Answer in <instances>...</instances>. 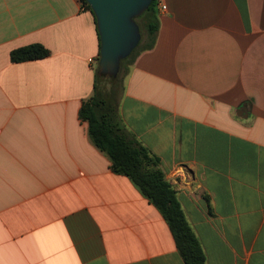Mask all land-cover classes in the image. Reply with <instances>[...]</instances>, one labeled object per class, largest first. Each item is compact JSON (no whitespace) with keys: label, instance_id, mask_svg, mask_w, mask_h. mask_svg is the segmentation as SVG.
I'll list each match as a JSON object with an SVG mask.
<instances>
[{"label":"crops","instance_id":"0c3cea01","mask_svg":"<svg viewBox=\"0 0 264 264\" xmlns=\"http://www.w3.org/2000/svg\"><path fill=\"white\" fill-rule=\"evenodd\" d=\"M156 2V45L122 84V128L158 159L206 264H264V0ZM96 28L79 0H0V264H185L79 118ZM35 44L49 55L12 61Z\"/></svg>","mask_w":264,"mask_h":264},{"label":"trees","instance_id":"16d2710c","mask_svg":"<svg viewBox=\"0 0 264 264\" xmlns=\"http://www.w3.org/2000/svg\"><path fill=\"white\" fill-rule=\"evenodd\" d=\"M90 10L85 0H81ZM157 0L136 21L141 29V41L128 58L121 62L120 70L132 65L136 57L152 50L157 42L160 20ZM14 63L43 59L49 52L35 44L12 52ZM128 71V70H127ZM117 78L99 76L96 71L94 90L90 98L82 102L79 118L88 125V136L93 146L106 155L114 174L127 177L133 185L163 216L168 225L177 252L185 264H206V256L193 229L187 222L177 192L159 167L158 159L132 139L122 128L119 102L122 89Z\"/></svg>","mask_w":264,"mask_h":264},{"label":"water","instance_id":"95a60500","mask_svg":"<svg viewBox=\"0 0 264 264\" xmlns=\"http://www.w3.org/2000/svg\"><path fill=\"white\" fill-rule=\"evenodd\" d=\"M95 17L100 40L98 75L117 78L121 62L141 41L137 19L153 0H85Z\"/></svg>","mask_w":264,"mask_h":264},{"label":"rangeland","instance_id":"374dc122","mask_svg":"<svg viewBox=\"0 0 264 264\" xmlns=\"http://www.w3.org/2000/svg\"><path fill=\"white\" fill-rule=\"evenodd\" d=\"M129 67H130V65H128V66H126V67H124V68H122L121 70H120V73H119V75H118V77H119V80H118V89H117V91L119 90H121L122 89V87H123V83H124V79H125V77H126V74H127V70L129 69Z\"/></svg>","mask_w":264,"mask_h":264},{"label":"built area","instance_id":"2783aa9c","mask_svg":"<svg viewBox=\"0 0 264 264\" xmlns=\"http://www.w3.org/2000/svg\"><path fill=\"white\" fill-rule=\"evenodd\" d=\"M79 1L82 3L81 0H79ZM82 6H83V8H85V6L83 5V3H82ZM160 9H161V11H165L166 10V6H162Z\"/></svg>","mask_w":264,"mask_h":264}]
</instances>
